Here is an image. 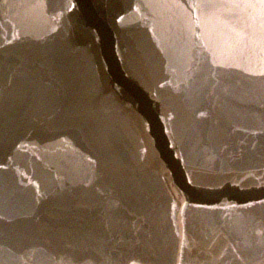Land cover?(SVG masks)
<instances>
[{
	"label": "water",
	"instance_id": "1",
	"mask_svg": "<svg viewBox=\"0 0 264 264\" xmlns=\"http://www.w3.org/2000/svg\"><path fill=\"white\" fill-rule=\"evenodd\" d=\"M0 264H264V85L0 133Z\"/></svg>",
	"mask_w": 264,
	"mask_h": 264
},
{
	"label": "snow or ice",
	"instance_id": "2",
	"mask_svg": "<svg viewBox=\"0 0 264 264\" xmlns=\"http://www.w3.org/2000/svg\"><path fill=\"white\" fill-rule=\"evenodd\" d=\"M74 8L75 5H72ZM144 7L150 8H180L183 9L184 6L178 3H159V4H146ZM188 8L192 10H200L204 8H233V9H259L262 16H264V0H257V2H251V0H233L230 3H198L196 0H193V3L188 5ZM185 15L189 17V21L186 24V29L189 32H193L194 26L195 27H202V22L199 16L196 17L195 21L191 19V13L185 12ZM200 38L203 40L204 33H200ZM205 46H208L207 43Z\"/></svg>",
	"mask_w": 264,
	"mask_h": 264
}]
</instances>
